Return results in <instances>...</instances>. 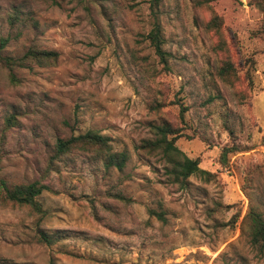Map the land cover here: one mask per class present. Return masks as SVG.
Here are the masks:
<instances>
[{
    "label": "rangeland",
    "instance_id": "rangeland-1",
    "mask_svg": "<svg viewBox=\"0 0 264 264\" xmlns=\"http://www.w3.org/2000/svg\"><path fill=\"white\" fill-rule=\"evenodd\" d=\"M248 1L0 0V55L57 54L14 78L0 62V179L44 186L40 212L0 205V264H264L241 233L242 187L264 210V13ZM153 20L166 67L144 36ZM163 121L206 171L183 187L134 150ZM87 129L125 151L121 171L52 157Z\"/></svg>",
    "mask_w": 264,
    "mask_h": 264
},
{
    "label": "trees",
    "instance_id": "trees-1",
    "mask_svg": "<svg viewBox=\"0 0 264 264\" xmlns=\"http://www.w3.org/2000/svg\"><path fill=\"white\" fill-rule=\"evenodd\" d=\"M50 4L59 6L65 0H47ZM159 0H152L157 4ZM249 5H253L264 13V0H249ZM216 18V17H215ZM217 19H210L206 24H216ZM145 39L148 41L157 61L163 66H167L168 53L162 47L163 39L160 25L153 20L150 28L145 33ZM5 39L0 40V48ZM57 54L54 51L28 47L21 55L12 57L0 55V62L9 69L10 78H14L11 69L14 67H27L33 63L38 66L52 64L56 60ZM230 68L229 63L220 67L219 72L226 73ZM10 121V118L7 119ZM151 137L140 139L135 145L134 150L138 155L149 157L158 156L165 164V172L171 175V181L183 187L186 179L191 174L200 172L206 174V171L199 169L198 159L186 156L176 145L175 140L182 136L180 128L167 121L159 124L151 123L148 125ZM236 147L222 148L221 157L227 151H236ZM74 152L88 153L92 156H102L103 166L114 168L121 171L125 165L127 155L125 151H115L108 142V138L94 129H87L77 135H70L66 138H56L53 147V158H59ZM247 184L251 182V174L246 178ZM43 185L37 181L27 183H10L0 179V205L7 204L17 206H27L34 212H40L41 208L35 200V196L43 189ZM244 195L247 198V210L241 218V233L245 232L248 245L262 258L264 263V210L253 200L251 188L242 187ZM43 238L45 235L40 234Z\"/></svg>",
    "mask_w": 264,
    "mask_h": 264
}]
</instances>
